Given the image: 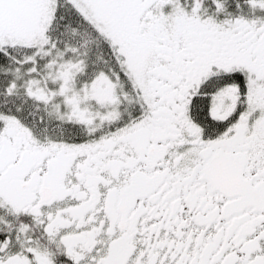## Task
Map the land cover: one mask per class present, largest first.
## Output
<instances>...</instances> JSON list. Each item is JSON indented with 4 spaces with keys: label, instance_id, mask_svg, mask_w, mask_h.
Returning a JSON list of instances; mask_svg holds the SVG:
<instances>
[{
    "label": "snow or ice",
    "instance_id": "1",
    "mask_svg": "<svg viewBox=\"0 0 264 264\" xmlns=\"http://www.w3.org/2000/svg\"><path fill=\"white\" fill-rule=\"evenodd\" d=\"M0 264H264V0H0Z\"/></svg>",
    "mask_w": 264,
    "mask_h": 264
}]
</instances>
